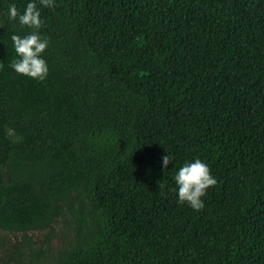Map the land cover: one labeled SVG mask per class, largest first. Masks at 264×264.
I'll use <instances>...</instances> for the list:
<instances>
[{"label":"trees","instance_id":"1","mask_svg":"<svg viewBox=\"0 0 264 264\" xmlns=\"http://www.w3.org/2000/svg\"><path fill=\"white\" fill-rule=\"evenodd\" d=\"M30 2L43 81L11 67ZM54 3L0 0V230L89 204L99 232L78 218L57 264H264V0ZM196 159L217 181L200 211L174 180Z\"/></svg>","mask_w":264,"mask_h":264},{"label":"clouds","instance_id":"2","mask_svg":"<svg viewBox=\"0 0 264 264\" xmlns=\"http://www.w3.org/2000/svg\"><path fill=\"white\" fill-rule=\"evenodd\" d=\"M44 7L54 8V0H39ZM10 20H17L24 27L32 29V32L23 38L19 35L11 37L15 52L19 59H15L11 63L12 69L20 75L28 76L33 79L43 81L48 75V66L46 61L41 58V54L48 47L49 41L41 38L39 29L43 26L41 20V12L35 2L26 5L21 14L17 7L12 4L8 9ZM3 64L0 63V68ZM169 155L162 157V167L167 169L170 163ZM174 180L177 185V197L181 204H187L195 211H200L204 207L202 197L206 195L207 189L215 186L216 179L211 175V170L206 163L200 159L194 162L185 163ZM163 187V185H159Z\"/></svg>","mask_w":264,"mask_h":264},{"label":"rangeland","instance_id":"3","mask_svg":"<svg viewBox=\"0 0 264 264\" xmlns=\"http://www.w3.org/2000/svg\"><path fill=\"white\" fill-rule=\"evenodd\" d=\"M98 216L89 204H75L67 208L52 229L26 236L0 230V264H57L77 243V219H85V232L88 228L99 232Z\"/></svg>","mask_w":264,"mask_h":264}]
</instances>
